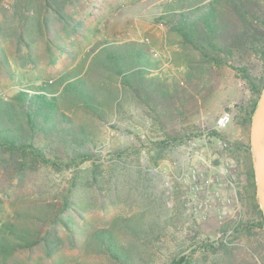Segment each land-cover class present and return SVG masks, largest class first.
Masks as SVG:
<instances>
[{"label": "rangeland", "instance_id": "rangeland-1", "mask_svg": "<svg viewBox=\"0 0 264 264\" xmlns=\"http://www.w3.org/2000/svg\"><path fill=\"white\" fill-rule=\"evenodd\" d=\"M198 1L84 0L70 11L89 29L66 36L62 50L39 42L30 49L18 47L17 22L0 10V97L9 100L19 89L50 84L59 95L60 112L95 142L85 147L91 159L59 169L39 164L19 175L0 165V247H5L0 264H123L92 239L96 229L115 235L130 264H168L185 253L199 258L202 252H192L195 243L215 239L233 247L235 264H264V228L252 226L259 220L254 210L259 200L249 144L251 105L260 94L257 98L234 69L243 66L248 75H263L254 46L264 48V9L260 0L195 5ZM210 3L217 8L224 42L235 37L232 54L219 53L222 63L185 45L162 18L172 10L199 13ZM125 43H143L168 61L159 78L146 76L147 91L127 88L112 69L97 67L103 49ZM80 79L98 97L102 112L97 113V100L92 108L66 91L68 83ZM222 112L231 115L225 132L214 128ZM209 130L218 131L229 149L210 144L215 159H183L190 139L205 135L213 143ZM164 134L182 140L172 141L152 164L151 143ZM187 135L192 137L183 140ZM190 165L199 174L201 188L195 194L178 180ZM204 194L215 200L198 209ZM66 202L61 216L74 227L73 239L55 216ZM46 231L57 235L48 250L41 241Z\"/></svg>", "mask_w": 264, "mask_h": 264}, {"label": "trees", "instance_id": "trees-1", "mask_svg": "<svg viewBox=\"0 0 264 264\" xmlns=\"http://www.w3.org/2000/svg\"><path fill=\"white\" fill-rule=\"evenodd\" d=\"M82 1L84 0H0V10L4 16L10 12V17L17 22L13 29L18 47L30 49L35 42H39L47 49L55 47L62 50L66 46V36L71 37L78 32L84 34L89 29L70 11L71 6H76ZM202 1L204 0L198 1L195 5ZM260 1L264 9V0ZM162 18L172 23L173 29L181 36L185 45L207 55L209 59L222 63L224 61L219 57V53L227 57L232 54L229 46L234 45L235 37H232V42L226 43L220 36L223 31L218 23L215 5L210 3L199 13L186 12L183 9L177 12L172 10L170 15H164ZM261 22L264 23L263 20ZM254 48L259 52L264 63V48L256 46ZM0 50H2L1 47ZM103 51V58L97 61V67L112 69L118 74L119 81L127 88L138 90L137 86H144L147 91L145 87L149 84L146 83V76H150V80L159 78L157 77L158 67L162 60L160 56L149 51L143 43H125L119 46L110 44ZM234 69L248 80L258 98L263 88L264 72L257 78L248 75L247 69L243 66L234 67ZM65 89L76 99L90 104L92 108H95L93 103L97 100V113L102 112L98 97L94 96L93 90H90L81 79L71 81ZM56 93L52 85L41 83L38 86L15 91L9 100L0 97V165L3 168H12L16 174L22 175L25 170H32L39 164L59 169L61 165L70 166L77 160L84 161L93 157L85 150V147L89 142L95 144L94 140L87 137V133L74 130L71 119L60 112L59 95ZM148 97L150 98L149 94ZM256 102L257 99L251 105L249 119ZM208 135L222 138L216 130H209ZM191 137L187 135L183 140ZM175 140L182 139L164 134L162 139L152 141L153 153L149 155L152 164H157L164 155L165 147L170 146ZM68 197L69 195L66 196L65 201ZM66 205L67 202L55 216L60 224L69 229L68 236L73 239L74 227L69 226L67 218L61 216L64 210H67ZM254 210L259 220L252 226L264 228V215L258 202L254 205ZM250 228L251 225L245 227L248 232ZM76 230L80 234L82 229ZM90 235L108 255L123 264H130L131 260L123 251L122 244L110 230L96 229ZM56 240L55 232L46 231L41 241L44 248L48 250ZM0 248L5 251V247ZM196 250L202 252L199 258L196 255L190 257L185 253L173 256L168 264L236 263L233 247L224 239L198 241L192 252ZM209 252L212 256L207 262ZM243 263L253 264L247 260Z\"/></svg>", "mask_w": 264, "mask_h": 264}, {"label": "built area", "instance_id": "built-area-1", "mask_svg": "<svg viewBox=\"0 0 264 264\" xmlns=\"http://www.w3.org/2000/svg\"><path fill=\"white\" fill-rule=\"evenodd\" d=\"M159 25H162L161 22H159ZM154 55H157V53H153ZM168 64V61H162V63L159 65L158 70L162 69L164 66ZM231 120V115L229 112H222L214 121V128L217 130H221L225 128ZM210 144H212L208 137L205 135H202L199 138H193L190 139L187 142V146L185 147V152L183 159H215L216 157L209 153L210 150ZM226 145L223 144L222 147H225ZM217 159H225L217 157ZM179 181L185 182L189 185L190 190H192V193H196L199 191L201 186L198 183L199 180V174L197 173V170L194 166H189L187 168V171L185 173H182L178 177ZM224 197H222L221 200H223ZM198 200H200L199 204L197 205V208L200 209L202 206H208L211 202L215 200V197L211 194L207 195L204 194V197H200ZM196 208V209H197Z\"/></svg>", "mask_w": 264, "mask_h": 264}, {"label": "water", "instance_id": "water-1", "mask_svg": "<svg viewBox=\"0 0 264 264\" xmlns=\"http://www.w3.org/2000/svg\"><path fill=\"white\" fill-rule=\"evenodd\" d=\"M260 121H264V85L251 117L250 133H249V144H250V149L252 151V155L253 152H256L258 154L256 159L253 158L255 188L260 203V207L264 214V158L256 143V125Z\"/></svg>", "mask_w": 264, "mask_h": 264}, {"label": "bare ground", "instance_id": "bare-ground-1", "mask_svg": "<svg viewBox=\"0 0 264 264\" xmlns=\"http://www.w3.org/2000/svg\"><path fill=\"white\" fill-rule=\"evenodd\" d=\"M256 143L264 158V121H260L256 125ZM258 154L253 152V158L256 159Z\"/></svg>", "mask_w": 264, "mask_h": 264}, {"label": "crops", "instance_id": "crops-1", "mask_svg": "<svg viewBox=\"0 0 264 264\" xmlns=\"http://www.w3.org/2000/svg\"><path fill=\"white\" fill-rule=\"evenodd\" d=\"M226 129H227V127L224 128L223 131L225 132ZM212 144H213V147H214V145L217 146L216 148H218L219 150H221V149L223 150L224 149V150L227 151L229 149L226 146L222 147V145L225 144V143L223 142V140L219 139L218 137H214Z\"/></svg>", "mask_w": 264, "mask_h": 264}]
</instances>
